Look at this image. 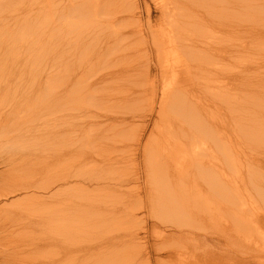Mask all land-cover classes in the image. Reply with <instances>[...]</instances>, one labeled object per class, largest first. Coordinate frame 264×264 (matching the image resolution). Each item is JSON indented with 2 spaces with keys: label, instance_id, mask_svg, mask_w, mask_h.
I'll return each instance as SVG.
<instances>
[{
  "label": "rangeland",
  "instance_id": "rangeland-1",
  "mask_svg": "<svg viewBox=\"0 0 264 264\" xmlns=\"http://www.w3.org/2000/svg\"><path fill=\"white\" fill-rule=\"evenodd\" d=\"M58 1L3 0L1 5V10L5 11L6 19L0 21V28L3 30L0 33V65L4 62H7L9 65H6L5 70L0 71V86L3 85V82L7 85V91L6 89H0V108L2 107L4 111L8 112H15L19 109L15 113H18L20 117H24L19 121L16 138L20 158L17 159L15 169L11 172V176L17 182L15 187L17 192L6 198H0V205L4 204L6 206V204H10L12 201L17 202V205H15L18 214L16 219H8L7 215H5L7 211H0V224L4 228V232L12 229L14 227L11 226L12 224L18 227L17 255L15 254L16 263L13 264H38L39 260L46 259L47 256L49 259L51 258V261L54 260L51 264L66 263L61 256L55 255L56 258L54 259L53 251L56 248L55 243H61L71 227L70 221H64L63 218L68 212L66 210L67 203L76 202L74 192L80 193L78 191L79 188H81L83 194L80 211H93L85 219L80 228L76 229V231L81 229V232H83L79 235L80 237L85 235L84 229L90 230L91 226L94 227L95 221H102L106 217L99 215L100 211L97 209V206L93 205L94 201L92 199L100 198L102 202L97 199L100 204L112 202L125 203L128 206H124L123 208H127L129 211L130 207V210L133 211V220L137 221L136 225L134 224L138 229L136 233L138 232L140 238L142 236L141 239L137 236L135 239L137 244H133V246L135 245L134 253L131 254V257L136 261L135 264H178L179 262L176 258L178 257L177 253L180 251L183 256L189 255V252L190 254L197 255L199 260L204 261L200 264H242L246 260L253 261L255 264H264V155L258 153L251 154L250 156L235 154L226 139L229 136L233 145L238 143V146H240L245 140L243 136L236 135L237 129L239 131L245 130L246 120L250 123L251 121L248 118H253L254 115L257 116V120L254 121L257 127H260L261 122H264V109L261 110L263 112L259 110L258 112L257 110L256 112L248 111L252 110V108H248L247 102L252 99L255 101L260 100L264 96V86L259 85L257 81L253 80L252 73L256 71L252 69L246 70V66L254 61H259L261 57L264 58V42L259 39L263 38L264 28H262L263 31L260 30L262 32L257 30L256 35L254 32L247 31L237 37L232 32L230 34V31L227 30L224 34L221 30L220 35L217 33V30L214 31V29H218L220 26L217 24L216 19L211 17L209 18L210 27H205L206 29L208 28L206 31L208 33H203L205 37L201 34L198 36L199 30H206L203 27L204 25H199L202 29L197 28V26L195 27L196 29L193 27L192 30L194 29V31L193 33L191 32L193 35L191 34L190 36L186 27L189 26L190 28V26L194 25L187 26L186 23L190 22L191 19V23H195V21L193 20L194 14H189L188 20L184 21L185 24L183 26L181 25V28L184 27L182 31H185V33H181L188 37L189 40V37H195V41L204 38L202 39L204 43L210 44H204L202 47H200L203 44L202 41H197L200 42L198 46L197 42L195 43L193 40L189 41L187 39V41L196 44L195 46L201 48L202 51L204 50V53L207 51L212 56L214 51L215 55L211 57L206 54L212 59L210 60L208 57L207 61L212 62L203 63L206 60H200L199 64H204L201 67L198 66V63L189 62L188 59L185 60L186 57L181 50L179 53V41L176 43L178 40L177 34L173 32V28L169 26L165 18L166 16L168 18L166 13L174 14V12H177L178 6L176 9H172L173 3H168L169 0H130V2H133L132 4L135 5L136 3L135 17L132 22L135 24L137 19L139 21L137 24L142 31H140V34L143 37L140 39L142 40V43H140L141 47L133 44L136 37L134 30L131 32L125 26H122L121 29L126 32V42L123 45L124 49L117 50L119 53L131 56L129 60H132L133 54L137 52L140 56L138 59L149 58L147 60H150L148 64H150L151 76L146 83H141L147 90L127 91V93L118 91L117 93L116 90L110 87L101 88L100 86L82 92L76 91L72 94L71 91H68V85L65 81L67 75L66 59L69 57H72V61L75 59L72 67L76 71L77 76L83 75L85 72H81L78 68L85 66V63L81 61L79 62V66L76 61L86 57L83 51L86 49V43L88 44V42L78 44L75 55L73 51L66 53L70 44H67V26L65 25L64 27V24L68 21V17L61 10ZM64 1L65 3L67 2V0ZM177 1L187 2L195 10L194 12L201 11V7H198L199 0H191V2L188 0H175L176 3ZM201 1L204 6L210 4L207 2L208 0ZM72 2L78 5V0H72ZM263 2L264 0H242L241 7L238 8H232V4L228 3L227 20L235 21L240 19L244 27L259 25L262 22L260 16L256 17L254 15L262 14V12L253 11V6L257 5L258 10H260ZM211 3L215 5L216 2L211 0ZM120 5L125 6L124 3ZM27 7L31 8L27 9ZM123 8L126 9V7H118V10L121 9V11L118 13L116 21L122 18V21L127 22L129 26L131 24L129 20L130 14H128L130 11H123ZM81 20H84L83 14ZM5 21H7L11 34H13V28H24L22 30L23 35L14 34L7 45H5L6 40L3 38L8 34V30L4 26ZM209 28L212 29L211 32ZM212 31L214 32L212 33ZM196 32L197 35H195ZM104 35L108 36L109 34L103 31L101 37ZM209 35L212 36V39ZM220 38L225 39L226 42L239 38V41L244 44V47L236 52V56L232 55L224 61L225 70L217 68L216 64L213 65L217 59L219 61L217 57L219 51L220 53L223 52V55L226 54L225 42L222 43L223 41ZM213 42H217L215 43L217 45L214 46ZM80 49L79 58L77 52ZM176 52H178V56L182 59L181 61H185L188 72L185 76H187L186 78L189 82H187L186 88H190L191 90H175V87H173V90L161 93L160 88L162 84L173 82L178 76H181L179 73L181 71L179 66L173 64V68L166 70L167 73L165 71L160 72L158 70V59L160 58L161 62L168 61L169 63H174L173 57L176 56ZM115 60L116 58L109 64L107 62L105 70L102 71L108 72L110 71L109 69L117 70L118 65L114 64ZM208 64H212V67L208 66ZM190 65L195 71H192ZM123 66L124 64L120 68L122 69ZM242 66H245L242 72L243 79L240 80L239 75L230 77L233 74L229 72L242 68ZM196 67H200V69ZM120 68L119 71H121ZM258 70L264 73V68L261 67ZM192 73H194L193 75L196 74V76H193ZM222 73L227 74L224 79L225 90L215 91L212 88L210 89L211 91H205V85L208 83L207 86L212 85L216 89V84L223 79L221 78ZM259 81L261 82V80ZM198 83L200 85H197ZM151 84L154 85V89L150 87ZM129 85H131V82ZM28 86H30L29 91L26 89ZM241 94L255 95V98L245 99L244 103H240L241 109L235 110L230 108L228 102H238L234 96ZM15 95H24L23 97L28 100L26 104L30 107L32 102L31 106L34 108L27 109L25 104L17 103V100L14 98ZM48 96L52 100L55 99V103L49 108L44 109L43 103ZM85 96H90L91 98L84 99L83 97ZM62 99H64L63 103ZM185 100L188 103L194 102L193 106H189ZM181 101H185L182 106L179 103ZM39 102L40 105L37 106ZM53 108L56 109L54 111L55 116L50 111ZM70 113L80 117V120L83 121L82 125L74 127L73 130L70 122L66 124L64 121V119L69 118L68 115L70 116ZM159 114L161 115L159 116ZM239 114L245 115L243 121H239ZM25 118L30 122H26ZM197 122L204 124L205 129L208 128L206 130L210 135L205 136V139H208L205 142V146L210 151V155H207V158L212 165L208 169L203 168L201 173L197 170H193L189 174L186 171L179 173L173 168V161L181 159L182 161H179H181L182 170L184 169L182 167H184L185 162L190 160V152L193 151L191 147L198 144L191 143L192 140L190 139L193 138L192 136L184 137L187 133H191L194 136L201 134L198 130ZM262 126L264 127V123H262ZM124 128L126 131L129 129L128 133L123 134L118 131ZM252 128L254 127L250 125L248 130ZM177 130L182 131L179 136L183 138L178 139V137H174L178 133ZM135 132L138 134L137 136ZM168 133V142L171 141L169 145L168 142L165 143ZM170 136H172V139H170ZM174 140L175 143L177 141L179 143L177 142L175 145ZM162 141L165 142L162 143ZM166 145L168 146L166 147ZM224 147L228 148L231 152L228 158L224 154ZM179 148L181 152H178ZM163 150L166 151L164 152ZM170 150L176 153L175 158L171 160L168 155L171 152ZM154 151L163 156L164 162L162 164L154 160L152 153ZM184 156L186 160L183 164ZM112 157L118 160L116 168L111 165L94 168L97 167L99 158L111 159ZM47 160L52 161L44 166L43 164ZM86 164L90 168L88 170L89 174L94 173L93 175L98 177V183L94 180V177L88 180H83V177L79 178L80 180L68 178L67 180H60L50 190H39L41 182L46 177L51 176L48 171H54L56 176L53 178H56L61 173L68 172V170H77L82 168V166L84 168ZM3 170L4 166L0 161V174ZM204 171L206 172L204 173ZM207 173L209 174L206 175ZM81 175L85 176L83 173ZM108 177H116V179L124 177L125 179H122L124 183L121 185L111 184L110 186H106L103 191L98 189L106 185L107 180L104 179ZM28 180L34 183L33 189L24 188ZM110 180L108 179L107 183H112L109 182ZM71 186H75L76 189L72 191L68 189L66 193L63 191L65 196L54 195V197H58L60 203L53 202V205H50L48 199L51 193L54 194V191L58 187H61L63 190V188L66 189ZM197 190H199L200 197L196 194ZM33 191L42 197L44 196L43 198L46 202L35 203L33 201L36 200L34 197H25V195L29 196L32 194ZM88 194L92 196V199L87 202L85 197ZM46 211L51 212V219L46 217ZM101 211L104 212L103 210ZM93 213L96 214L93 216ZM80 215L85 217L86 213L83 212ZM126 217L123 214L115 217L113 220L114 226H122L126 222ZM37 219L39 222L43 219L46 221L40 224L36 222ZM172 227L175 229L181 227L184 231L190 228V232H193V234L187 235L185 238L162 240L159 235L160 232ZM105 228L102 232L98 231L96 227L91 232L88 231L91 233L87 235L88 237H95L96 241H92V243L99 244L103 237L110 238L112 228L110 225H106ZM136 228L133 227V229ZM225 229L226 231H224ZM222 231L224 233L228 232V235H225L228 237L225 239V241H228L226 245L224 244L225 236L221 235L224 234ZM203 236L205 237V239L203 238L204 241L200 239ZM35 240H40L37 249L32 247V243ZM103 240L106 241V239ZM45 241H50V245L46 246ZM114 247L118 248V245L111 246L112 252H109L105 256L109 260L100 259L104 260L102 264H109V261H111L110 264H125L122 257H127L128 251L122 250L118 252L116 263V257H114L116 255L115 253L113 254ZM246 247L254 251L257 250L259 254L255 256L253 253H249L250 250ZM97 248L99 249L100 246L92 247V250L95 251ZM212 250L215 251L213 256L212 253L209 254L208 252H212ZM121 253L123 255L119 257ZM207 253L211 258L207 256ZM205 254L206 257L204 256ZM241 255H244V260L241 259ZM192 258L184 256L185 261L183 262L185 263L189 260L188 262L192 263Z\"/></svg>",
  "mask_w": 264,
  "mask_h": 264
},
{
  "label": "bare ground",
  "instance_id": "bare-ground-1",
  "mask_svg": "<svg viewBox=\"0 0 264 264\" xmlns=\"http://www.w3.org/2000/svg\"><path fill=\"white\" fill-rule=\"evenodd\" d=\"M2 1L3 0H0V21L6 19L5 11L1 10L2 9V7H1ZM127 1L128 0H126V1L125 0H78V5H76V3H74V2H72V0H67L66 3H65L64 0H59L58 1L61 10L64 11V14H66L67 17H68V21L65 22V24H64V27H65V25L67 26V36H68L67 37V44L68 45L70 44L68 46L67 50H66V53H70L71 51H73L74 55H75V53H76V51L78 49L77 48L78 44H81V42H83L84 44H85V42H88V44L86 43V45H87L85 47L86 49L83 48L84 49L83 53L86 54V57L78 59L76 61L78 63V65H79V62H81V61H83V63H85V66H83L82 68H78V70H80L81 72H85V73H83V75L77 76L76 71L73 69L72 66H73V63L75 62L74 61L75 59L73 61H72V57H69L68 59H66V62H67L66 63L67 64V69H66L67 75H66L65 81H66V84L68 85V87H67L68 91H71L72 94H73V92H76V91L77 92H82V91L90 90L92 88L100 87V86H101V88H109L110 87L111 89L116 90L117 93H118V91H124V93L125 92L127 93V91L136 92V91H141V90L142 91L147 90L145 86L141 85V83H146L150 79V76H151L150 64H148L149 63L148 61H150V60H147L148 57H145V58H143V60H140V59H138L140 56L138 55L139 53L137 52V53L133 54L132 60H129L131 56H128L127 54H122V53L118 52L119 49L120 50L124 49L123 45L126 42L125 41L126 32L123 31V29H121L122 26H125L128 31L130 30L132 32L134 30V34H135L136 37L134 39V43L133 44H136L137 46L138 45L140 46V43H142L141 42L142 40H140V39L143 38L142 35L140 34L142 31H141V29H139L140 27H138V24H137V23H139L138 19L136 20L135 24H133V22H132V21H134V17H135L136 3L134 5V4H132L133 0L131 2H130V0L128 2ZM188 1L191 2V0H188ZM213 1L216 2L215 5L213 3H211V0L207 1V2H209L211 4V5L209 4L210 6H213V7H210L209 5H205V6L202 5V1L199 0L198 1V7L199 8L201 7V11H196V12H198L197 15H196V12H194L195 10L192 8V6L188 5L187 2H184V1L178 2L177 1V3H176L175 0H169L168 1V3H173L172 9H176L177 6H178V8H177L178 11L174 12V14L166 13L168 15V18H167V16L165 18L167 19L169 26L173 28V30H174L173 32H175V34H177V39L178 40H177L176 43H178V41H179V47H180V48L178 47L179 48V53H180V50H181V52L186 57L185 60L188 59L189 62L192 61V62H195V63H198V64L200 63L199 62L200 60L201 61L202 60H206L203 63L212 62V61H209V60L207 61L208 57L211 56V55L209 53H207V51H206V53H204L205 52L204 50L202 51L201 48L197 47L198 43L200 44V42H197V41H202L203 42V44L200 47L204 46V44H210V43H204V40H202L204 38H202L201 40L195 41L196 40L195 37L194 38L193 37H189L190 38V40H189L188 37H186L185 35L182 34V33H185V31H182V28H184V27L181 28V25L183 26V24H185L184 21L188 20L187 18L189 17V14H194L193 20L195 21V23H191L192 22V19H191L190 22L186 23L187 26L188 25H194L192 27L190 26V28H189V26L186 27V28H188V30H187L189 32L188 35H190V36L193 33V31H194V29L192 30L193 27L195 28L197 26V28H200V29H202V27H200V26H203V25H204L203 26L204 28L206 26L210 27L209 18H211V17L215 18L216 21H217V24L220 26L218 29H214V31L217 30V33H219L220 35H221V33H220L221 30H222L223 34L227 30V31H230V34L232 32L237 37L241 36L242 33L247 32V31L254 32L255 35L257 34V30H259V32L263 31L262 28H264V2L262 3L260 10H258V6L257 5L253 6V11L262 12V14H255L254 15L256 17L260 16L262 22L259 25H255V26L252 25V26H245L244 27V25H243V23H242V21L240 19H237L235 21L227 20V13H228V11H227L228 5L227 4L231 3L232 4V8H238V7H241L242 0H229V1H227V0H213ZM121 3H124L125 6L120 5ZM192 3H194V2H192ZM114 7H116V8H114ZM118 7H120V8L121 7H126V9L123 8L122 10L126 11V12L130 11L128 13V14H130V19L129 20L131 21V24H129V26H128L127 22L122 21V18L119 19L118 21H116L117 18H118L117 17L118 13L121 11V9L118 10ZM29 8H31V7H27V9H29ZM82 14H83L84 20H81ZM213 14L215 16H211ZM190 16H192V15H190ZM14 20L16 21V19H14ZM214 23H216V22H214ZM4 26L8 30V34H6L3 37L6 40V44L5 45H7V43H9L11 41L12 37L14 36V34L23 35V33H22L23 32L22 30L24 29L23 27H21V29L18 28V27L17 28H13V34H11L10 33V28L7 26V21L4 22ZM211 26H213V25L211 24ZM207 29L206 30H203V29L199 30L198 36H200V34L203 35V33L205 34ZM211 30L212 29H210V32H211ZM260 30H262V31H260ZM2 31L3 30L0 28V33ZM15 31H18V32H15ZM103 31L105 33L109 34V35L108 36L104 35L103 37H101L102 34H103ZM214 31H212V33ZM206 33H208V32H206ZM195 35H197V32L195 33ZM214 36H217V35H214ZM209 37L211 38L212 36L209 35ZM255 37H257V36H255ZM216 38H218V37H216ZM187 39L189 41L193 40V42L195 41V43L197 42L196 43L197 46H195L196 44H194L193 42H188ZM207 39H205V40H207ZM259 39L262 42H264V35H263V38H259ZM89 40H91V41L89 42ZM175 40H176V38H175ZM220 40L223 41V42L221 41L222 43L225 42L226 47L225 46L224 47H225L226 54L223 55V52L221 51L222 53H220V51H219L218 56H217L219 58V61H217L218 59H217V57H215V59H217L216 60L217 62L215 61L213 63V65L216 64L215 66L217 68H219L221 70H225L224 61L228 57H230L232 55L236 56L237 55L236 52L238 50L242 49L244 47V44L241 41H239V38H236V40L230 41V42H226L225 39H223V38L222 39L220 38ZM213 41H215V40H213ZM153 42H154V40H153ZM217 42H213L214 46L217 45V44H215ZM221 46H220V48H221ZM6 49H8V47H6ZM81 49H80V51L77 52L79 58H80ZM203 49H205V48H203ZM215 51H217V50L215 49ZM144 52H146V51H144ZM206 54H208L209 56H207ZM213 55H214V51H213ZM177 57H178V59H177ZM188 57H190L192 59H190ZM65 58H67V57H65ZM114 58H116L114 64L118 65L117 70L109 69L110 71H108V72L102 71V70H105L106 63L108 62V64H109L110 62H113L112 60ZM159 59H158V68H159L158 70H160V72H164V71L166 72V70H169V69L173 68L172 67L173 64L175 66H179L180 67L179 69L181 71V72H179L181 74L180 77L178 76L179 78L177 77L175 80H173V82H169V83L165 81L166 83L162 84V87L160 88L161 89V93H167L169 90H173V87H175V90H184V91L191 90L190 88H186V84H187L188 80L186 78L187 76H185V75L188 72H187V69H186L185 61H181L182 59L178 56V52H176V56L173 57L174 63H169L168 61L161 62V60H159ZM210 60H212V59L210 58ZM134 61L135 62L137 61V63H135ZM122 63L124 64V66L121 69L120 67H121V65H123ZM190 64L192 65V63H190ZM6 65H9V64L7 62H4L3 64H1L0 65V71L5 70L6 69ZM203 65L204 64H202V65L199 64L198 66L202 67ZM205 65L207 66V64H205ZM211 65L212 64H210V65L208 64V66H211ZM113 67H114V65H113ZM244 67L245 66H242V68H237L236 70H234L232 72H229L230 74H233V75H230V77H236V76L239 75V79L240 80L243 79L244 76H243L242 72L244 71ZM261 67L264 68V58H262V57L259 59V61H254L250 65L246 66V70L247 69H252L253 71H256V72L252 73L253 74L252 75L253 80L257 81V83L259 85L264 86V73L261 70H258V69H261ZM119 68L121 69V71H119ZM196 68H198V67H196ZM206 68H209V67H206ZM198 69H200V67ZM213 69H215V68L213 67ZM193 70L194 69L192 67V71ZM206 71H207V69H206ZM206 71H205V73L207 75ZM96 74H98V75L96 77H94ZM193 74L194 73H192V75ZM193 76H196V74L193 75ZM226 76H227V74H225V73L221 76V78H223V79L219 83L216 84V89L212 85L207 86L209 83L207 85H205L206 89H204V88L203 89L205 91H211L210 89L213 88L215 91H217V90L224 91L225 90V84H224L225 80L224 79L226 78ZM198 78H200V77H198ZM259 80H261V82ZM50 81H51V79L49 80V83H50ZM130 82H131V85H129ZM97 85H99V86H97ZM197 85H200V83H198ZM150 87L153 88L154 85L151 84ZM0 89H3V90L6 89V91H7V85H5L4 82H3V85L0 86ZM26 89L29 91L30 90V86H28ZM197 89H199V88H197ZM201 92H202V90H201ZM24 94H26V93H24ZM23 96L15 95L14 98L17 100V103L18 102H19V104L22 103V105L25 104L27 109H30L31 107L34 108L33 106H31L32 102H31L30 107H29L28 104H26L28 100L26 98H24ZM71 97H73V95H71ZM88 97H90V96H88ZM88 97L85 96L83 98L84 99H88ZM234 98L238 102L230 101V102H228V105H229L230 108L237 110V109H241L240 103H244L246 101L245 99L255 98V95H244V94H241V95L234 96ZM125 99H123V100L125 101ZM23 100H24V103H23ZM51 100L52 99L50 98V96H48L46 98V100L43 103L44 109L49 108L50 106H52L55 103V99H53L52 101ZM67 101H68V98H67ZM185 101L179 102L181 104V106L184 105ZM63 102H64V99H62V103ZM247 102H248V108H252V110H248V111L256 112V110H257V112H258V110L261 111L262 109H264V96L260 100L255 101L254 99H252V100H248ZM187 103H186V105L189 104V106H191V105L193 106L194 102L188 103V104ZM9 104H10V102H9ZM39 105H40V102L38 103L37 106H39ZM38 108H37V110H38ZM18 110L19 109H17V111ZM55 110H56L55 108L50 110L51 112H53L54 116H55V112H54ZM17 111H15V112H17ZM15 112H13V111H9V112L8 111H4L2 109V107L0 108V161H1L2 165L4 166V170L0 174V198L1 199L2 198H6V197L14 194L15 192H17V189L15 188L16 185H17V182L15 181L14 177L11 176V172L15 169V164H16L17 159L20 158V151H18V146H17L18 143H17V139L16 138H17V131H18V127H19V121H20V119H22L24 117L18 116V113H15ZM261 112H263V111H261ZM145 114H147V113H145ZM160 115L161 114H159V116ZM68 117L69 118L66 119V120L64 119V121L66 122V124H67V122H70V126L72 127V130H73L74 127H76L78 125H82V123H83V121L80 120V117L73 115V113H70V116L68 115ZM238 118H239V121H243L245 119V115L244 114H239ZM73 119L81 121V122H76ZM248 119L251 122L249 123L246 120L245 130H240L239 131L236 128L237 129L236 135L243 136L245 141H243L242 144H240V146H238V143H235V145H233L231 138L229 136H227L226 137L227 142L231 146V148H232V150H233V152L235 154H240V155H245L246 154V156H250L251 154L258 153V154L264 155V127L262 126V123H264V122H261L260 127H257L256 126L257 124L254 122V121L257 120V116L256 115H254L253 118H248ZM26 122H30V121L28 119H26ZM197 125H198V130L201 133L199 136H194L191 133H187V134H185V137H184V138H187L189 136H192L193 138L190 139V140H192V142L191 141L190 142L198 144L196 146L193 144L194 146H192L191 143L189 142L190 145L192 146L191 149L193 151L190 152L191 156H190V160L189 161L185 162L186 157L184 156L185 159L182 162L183 164L185 162L184 167H182L184 169L181 170V165H182L180 163L182 161L181 159H179L181 161H179V160H174L173 161V165H174L173 168L179 173H184V171H186L187 174H189V173H192L193 170H197L198 172L201 173L203 168H207L208 169V167H211V165H212V163L207 158V155H210V151L207 150V146H205V142L208 140V139H205L206 138L205 136L206 135L207 136L210 135V134H208V131L206 130L208 128L205 129V127H204L205 125L202 124L201 122H197ZM250 125H252L254 128L248 130ZM129 127H131V126H129ZM69 129H71V128H69ZM142 130H143V128H142ZM118 131H120V133H123V134L128 133L125 130V128L123 130H118ZM175 133H176V131H175ZM181 133H182V131L179 130L178 133H176V136H174V137H176V138L178 137V139L183 138V137L179 136ZM113 134H115V133H113ZM135 134H136V132H135ZM137 135L138 134H136V136ZM168 137H169V133H168L166 142L162 141V143L163 142L167 143L169 141ZM171 137L172 136H170V139H172ZM158 142H161V141H158ZM170 142H168V145H169ZM174 143H175V140H174ZM174 143H172V144H174ZM176 143H175V145H176ZM181 143H182V141H181ZM135 144H137V143H135ZM168 145H166V147ZM161 146H160V148H161ZM170 148H171V144H170ZM99 150H100V148H99ZM180 150L181 149L179 148L178 152H181ZM184 150H185V148H184ZM152 153L154 155V160L155 161L157 160L161 164L164 162L163 156L160 153H158L156 151H154ZM169 153H170V154H168L169 155V159L170 160L172 158L174 159L175 156H176V153L174 151H171ZM179 154H181V153H179ZM224 154L228 158V157H230L231 152L229 151L228 148L224 147ZM166 157L168 158V156H166ZM99 159L100 160H99V163L97 164V167L93 166L94 168H102V167H105V166H108V165H111L114 168L117 167L118 160L116 158H114V157H112L111 159L110 158H102V159L99 158ZM144 160H145V157H144ZM51 161L52 160H50V161L47 160L46 163L43 161L44 162L43 165L44 166L48 165V163L51 162ZM62 163H64V162H62ZM87 164H86V166L84 165V168L82 166V168H80V169H77V170L71 169V170H68V172L61 173L60 174L61 176L59 175V177H56V178H53V177L56 176L54 171H51V170L48 171V173L50 172L51 176L48 177V178L46 177L45 180L41 182V184L39 185V190L40 189L41 190H50L51 187L54 186L57 182H59L60 180H67L68 178H74V179L80 180L79 178L83 177V180L84 179L88 180V179H91V178L94 177V180L97 182L98 181V177L94 176L93 175L94 173L93 174H89L88 170L90 168L87 167ZM51 168H53V167H51ZM205 172L206 171H204V173ZM81 173H83L85 176L81 175ZM208 174L209 173H207L206 175H208ZM104 178H106V177H104ZM120 178L121 179H119V178L116 179V177H113V178L112 177H108L107 179H104V180H107V182H108V179H111L109 182H112V183H107L106 182L105 186L102 187V185H100L102 188H98V189L103 191L106 186H110L111 184L121 185V184L124 183V180H122V179H125V178L124 177H120ZM102 179H100V180L102 181ZM94 180H92V181H94ZM253 183L255 184V182H253ZM33 187H34V183L31 182L30 180H28L27 184H25L24 188L33 189ZM68 189H69V191H72V190H74L76 188H75V186H71V187H67L66 189L63 188V190H62L61 187H58V189H56V191H54V194L51 193L50 194V198L48 199V201L50 202V205L52 206L53 202L60 203L58 201V197L56 198V197H54V195H56V196H58V195L65 196L64 194L66 193V191ZM37 190H38V188H37ZM78 191L80 193H78L76 191L74 192L75 201L76 202L75 203L74 202H72V203L68 202L67 203L66 210L68 212L65 215V217L63 218L64 221H70V223H71V227L68 230L69 234L67 232V235L63 238L61 243H55L56 248L53 251V257L55 255L63 257L64 261H66L65 264H102V261H104V260L103 259L100 260V259L101 258L107 259V257H105V256L108 255L109 252H112L110 247L113 246V245H118V248L114 247V250H113V254L115 253L116 256H114L112 254V256L116 257L115 262L117 263V253L122 251V250H127L128 251V255H130V256L125 254V255H127V257H122L123 254L121 253L119 257H122L123 261H125V264H135L136 261L134 259H132L131 254L134 253V246L135 245L133 246V244L136 243L135 239L137 238V236H139V234H138V232L136 233V230H138V229L134 226V224L137 221L133 220L134 214H133V211L130 210V207H129V211H128L127 208H123L124 206H128L125 203L112 202V203H108V204H106V203H101L100 204V203H98V200H97V199H99V201H101L100 198L92 199V196L89 195V194L87 195V197H85L87 202L89 200H91V199L94 201L93 205L97 206V209H99V211H100L99 215H102V217L106 216L105 218L102 219V221L101 220L95 221L94 224H93L94 227H96L98 229V231H100V232H102V231H104V229H106L105 228L106 225H110L111 228H112V233L110 235V238L109 237H103V239H106V241H104L102 239L99 244L98 243L94 244V243H92V241H96L95 237H91V236L88 237L87 236V235L91 234L89 232L94 230V227L91 226L90 230H85L84 229V234L85 235H83L81 237L79 236L81 233H83V232H81V229H79V231H76V229L80 228V226L85 222V219H87L88 216L93 212V211H83V210L80 211L81 205H82L81 199H82L83 194L81 192V188H79ZM196 194L199 197L201 196L200 193H199V190L196 191ZM25 197L26 198L27 197L28 198L34 197V199H36V200H33L35 203H37V202H40V203L44 202L45 203L46 202L44 200V198H43L44 196L42 197L41 195H38L35 191H33L32 194H30L29 196L25 195ZM15 205H17V202H14V201H12L10 204H6V206L4 204H1L0 205V211L1 210H6L7 213L5 215H7L8 219H14V218L16 219L18 214H17V208H16ZM51 206H49V207H51ZM101 210H103L104 212H102ZM83 212L86 213L85 217H82V215H80V213H83ZM45 213H47L46 217L49 219L51 217V215H50L51 212L46 211ZM95 214L96 213H93V216ZM121 214H123L124 217L127 216L126 217V222L122 226L116 227V226H114L113 220H114L115 217L120 216ZM45 221L46 220L43 219L42 221L40 220V222H39V220L37 219L36 222L41 224V223H43ZM11 226H14V227L12 229H10L8 232H4V230H3L4 228L0 224V263L1 264H9V263L13 264V263H16L15 254L17 255L16 249L18 247V233H17L18 227H15L14 224H12ZM133 227L136 228V229H133ZM81 228H83V227H81ZM226 229L224 231H226ZM224 231H222V232L224 233ZM227 233L228 232H225L224 234H221V235L225 236ZM192 234H193V232H190V228H189V230L184 231V229L181 228V227L178 228V229H175L174 227H172V228H170V229H168L166 231L160 232L159 235L161 236L162 240H169V239H174V238H185V237H187V235L190 236ZM4 235H5V237H4ZM94 235H96V234H94ZM159 235H158V237H160ZM139 238H140V236H139ZM141 238H142V236H141ZM203 238L205 239L204 236L202 238H200V239H202V241H204ZM226 238H228V237L225 236V238H224V242H225L224 244L225 245L228 242L227 240L225 241ZM41 241H42V239H41ZM131 241H133L132 244H130ZM205 241H208V240H205ZM29 243H32V242H29ZM39 243H40V240L33 241L32 247L34 249H37L38 246H39ZM204 244H205V242H204ZM45 245L49 246L50 245V241H45ZM95 246H100V248L99 249L97 248V250L95 249V251H94V250H92V247H95ZM206 246H207V243H206ZM247 249H249V248H247ZM177 250H179V249H177ZM249 250H250L249 253H251V254L253 253L255 256H257L259 254L257 250H255V251L252 250V249H249ZM208 252H209V254L212 253V256H213L215 251L212 250V252H210V251H208ZM243 253H245V252H243ZM98 254H100V255H98ZM209 254L207 253V256L209 258H211V256ZM177 255H178V257L176 259L179 262L178 264H200L203 261V260L202 261L199 260L197 255L190 254V252H189V255L186 254L184 256L193 257L192 259L194 260V262L192 260V263H190V262H188L189 261L188 260L187 262L184 263L183 261H185V259H184V256L182 255L181 251L178 252ZM133 256H134V254H133ZM204 256L206 257V254ZM111 257H110V259H111ZM47 258H48V256L46 257V259H41L37 263L38 264H47V263L51 264V263H53L54 260L51 261L50 260L51 258L50 259L49 258L47 259ZM55 258H56V256L54 257V259ZM239 259H240V257H239ZM241 259L244 260V255H241ZM107 260H109V259H107ZM170 260H172V259H170ZM205 261H206V258H205ZM109 262L111 263V261H109ZM239 263H242V262H239ZM242 264H255V263L253 261L246 260V261H243Z\"/></svg>",
  "mask_w": 264,
  "mask_h": 264
}]
</instances>
